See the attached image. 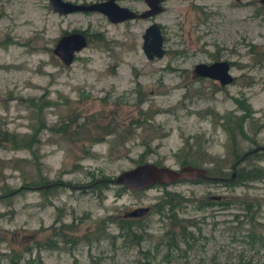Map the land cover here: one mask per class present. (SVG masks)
Instances as JSON below:
<instances>
[{
    "label": "rangeland",
    "instance_id": "374dc122",
    "mask_svg": "<svg viewBox=\"0 0 264 264\" xmlns=\"http://www.w3.org/2000/svg\"><path fill=\"white\" fill-rule=\"evenodd\" d=\"M116 1L145 8L142 0ZM162 5L151 19L111 23L98 12L56 14L47 0H0V127L17 134L38 129L31 151L0 147V264H135L138 250L152 248L169 226L153 208L167 200L164 191L173 193L177 217L194 218L201 232L198 247L174 251L161 264L238 258L264 264V243L251 246L241 237L244 217L233 216L240 206L215 202L252 203L256 235L264 238V179L245 185L182 180L134 192L110 182L99 193L88 188L91 180L106 181L136 165L146 146L144 161L173 169L180 160L201 161L196 165L220 168L225 177L233 153L264 146V8L258 0ZM151 20L160 25L165 52L148 60L140 35ZM73 29L86 43L62 65L51 49ZM213 60L230 63L229 84L191 76L195 63ZM40 100L47 102L40 110L30 103ZM245 106L243 132L232 140L228 117ZM56 127L63 131L53 132ZM260 155L248 161L264 168ZM43 178L57 182L51 192L33 188ZM4 189L17 190L2 198ZM140 206L149 207L137 220L145 234L138 247H128L116 237L115 221ZM97 225L104 227L102 237L82 241ZM59 229L77 237L75 244L41 246Z\"/></svg>",
    "mask_w": 264,
    "mask_h": 264
},
{
    "label": "trees",
    "instance_id": "16d2710c",
    "mask_svg": "<svg viewBox=\"0 0 264 264\" xmlns=\"http://www.w3.org/2000/svg\"><path fill=\"white\" fill-rule=\"evenodd\" d=\"M30 103L32 104V106L36 105L38 107V110H40V108L44 107L47 102L44 100H40L38 104H35L34 101H30ZM246 112H247V106L243 107V113L241 115H232L228 117V121L232 123L231 126L226 127L227 135L230 139L233 140V137L236 133L241 134L243 132L242 126H243L244 118L247 116V114H245ZM59 124L60 123H58L57 126H59ZM60 125L64 126L65 123H61ZM41 126L42 124L40 125V127ZM60 128L61 127H56L52 129L53 132L61 133L63 130H60ZM37 131L38 129L34 128L33 131L29 133L17 134L14 132L7 131L5 128L0 127V147H6L14 150L27 149L31 151L32 144L37 141L36 138ZM254 147L248 149L245 152H242L241 154L233 153L231 163L229 166L230 173L227 177L223 175V172H221L220 168L219 169H213V167L207 168L206 170L207 174L210 176L218 177V179L205 180V181H212V182L220 181V182H224L225 185L227 184L245 185V183L247 182L259 181L264 179V168H262L259 165H256L254 161H248V159L252 157L253 158L256 157L255 159H260L261 158L260 154H264L263 150L260 149L254 150L255 149ZM148 152H149V147L148 146L144 147V149L140 153L139 159H137V164L145 162L144 158L146 154H148ZM188 162H190L191 165H195V166H200V165H196V163L198 164L202 163L201 161H196V162L183 161V164L184 163L186 164ZM205 162H211V161H205ZM154 164L160 165L157 163ZM232 173L234 175L230 179L229 176ZM223 178H228V179L224 180ZM104 182H109V179H107L106 181L103 179L91 180V182L88 184V188L91 187L92 190L94 191L97 190L99 193L103 188L106 187ZM40 183H42L43 185L34 186L33 188L41 189L43 193L51 192L53 187L57 184V182H48L46 181L45 178H43V180H41ZM44 185L46 186L44 187ZM157 185H163V184H157ZM121 188H125V187L121 186ZM16 190L4 189L2 190L1 197L2 198L7 197L9 193H14ZM164 193L167 195V200L162 201L158 205H154L153 208L156 206L155 207L156 213L164 216L168 220L169 226L162 232V234L159 236L155 245H153L152 248L138 250V252L142 254V257L141 259H137L135 261V264H150L151 260L154 259L155 255L159 250L162 253L160 255L159 260H157L155 264H161L162 261H170L171 259H173L174 255L172 253L174 251L178 252V250L183 251L184 249L192 250L195 249V247H198L196 245V240H197L196 236L200 234L201 230L200 227L197 225V222L195 221L194 218L177 217L176 211L174 209L177 203L171 204L170 201L173 193L166 191H164ZM233 201L240 206V209L242 211V213H235L233 215L234 218L236 219L237 216L239 215L244 217L243 221H238L243 231L241 237L246 238L251 246H253L254 242L263 244L264 238L256 235L257 234L255 229L256 221L254 220L255 218L254 212L256 211V208L253 207L252 203L243 200H236V199H231L230 201L219 200L215 202L223 206H226L229 203H232ZM206 204L209 203L206 201L202 203V205H206ZM252 207L254 209H252ZM148 211H149V207L147 212ZM147 212L138 217H130V216L122 215V218H120L118 221H115L117 228V232L115 234L116 237L121 239L123 243H126L128 247H138L140 242L143 240V235L145 233H142L141 225L138 223L137 220H139L140 217L146 215ZM103 229L104 227L97 225L94 229L88 232V234L84 233V235H82L81 237V240L86 242L97 240L102 237ZM53 235H54L53 237L58 238L57 242L68 243L71 245L75 244V241L77 239V237L75 236L70 237L65 235L62 229L57 230L56 233H53ZM116 237L112 235L110 238H116ZM51 238L52 237H49V239H47L46 242L41 246L45 248H51L53 246L56 247L54 242L55 239H51ZM34 247L37 249L40 246L34 245ZM150 250H153L152 251L153 254H150L151 252ZM185 256L186 255L183 254V257ZM244 262L245 261H243L241 258H238L236 259V261H228L225 264H244Z\"/></svg>",
    "mask_w": 264,
    "mask_h": 264
},
{
    "label": "water",
    "instance_id": "95a60500",
    "mask_svg": "<svg viewBox=\"0 0 264 264\" xmlns=\"http://www.w3.org/2000/svg\"><path fill=\"white\" fill-rule=\"evenodd\" d=\"M162 0H143L145 8L135 11L132 8L121 6L116 0H97L88 2H70L66 0H47V8L56 14H67L72 12H98L105 16L111 23H118L124 20L145 19L161 12ZM264 7V0H258ZM140 49L148 60L161 58L165 52L163 37L160 28L155 21L149 22L140 35ZM86 40L80 32H68L59 36L51 52L63 65H68L73 60L75 52L85 46ZM229 65L226 60L211 62H198L194 65L196 74L211 80H217L219 85H226L232 81L229 73ZM261 148V147H260ZM256 150V149H254ZM215 180L218 177L207 174L203 167L184 164L173 169L165 165H156L145 161L134 165L131 168L118 172L109 182L114 185L125 187L129 192L139 191L154 184L168 185L179 180ZM46 185H44L45 187ZM147 206H140L124 213L125 216L138 217L146 213Z\"/></svg>",
    "mask_w": 264,
    "mask_h": 264
},
{
    "label": "flooded vegetation",
    "instance_id": "af4514ba",
    "mask_svg": "<svg viewBox=\"0 0 264 264\" xmlns=\"http://www.w3.org/2000/svg\"><path fill=\"white\" fill-rule=\"evenodd\" d=\"M142 2H143V0H142ZM162 3H163V0H162V2H161V6H162V9H163V5H162ZM144 4V3H143ZM261 5V4H260ZM145 6V5H144ZM263 7V6H262ZM264 8V7H263ZM132 9H134V8H132ZM135 11H138L137 9H134ZM143 10V9H142ZM162 11V10H161ZM154 15H152L151 17H148L149 19H151L152 17H153ZM133 20V19H132ZM125 21V20H124ZM151 21H153V20H151ZM150 21V22H151ZM119 23V22H118ZM158 26H159V28H160V25L158 24ZM68 32H80V31H76L75 29H73V30H70V31H63L62 32V34L61 35H63V34H66V33H68ZM160 32H161V29H160ZM61 35H59V36H61ZM58 36V37H59ZM84 36V35H83ZM57 37V38H58ZM85 37V36H84ZM86 40V39H85ZM213 61H216V60H213ZM209 62V61H208ZM211 62V61H210ZM228 62V61H227ZM63 65V64H62ZM195 65V64H194ZM194 65L192 66V69H191V76L192 77H195V78H200V79H208V78H206V77H203V76H200V75H198V74H196L195 73V71H194ZM228 65H229V67H230V63L228 62ZM228 70H229V68H228ZM232 79H233V77H232ZM211 80V79H210ZM212 81H216L217 83H218V81L217 80H212ZM218 85H219V83H218ZM70 138V137H69ZM261 147V148H260ZM255 149H260V150H263L264 151V146L263 145H256L255 147H254ZM180 161H187V160H180ZM189 161V160H188ZM202 161H205V158L204 159H202ZM203 168H205V167H203ZM232 170V169H231ZM233 173L232 174H230V179H231V177H233ZM224 180H227L228 178H223ZM198 179H196V180H190V181H197ZM177 182V181H176ZM51 239H55L54 240V242H55V245L57 244V240H58V238H55V237H52Z\"/></svg>",
    "mask_w": 264,
    "mask_h": 264
}]
</instances>
